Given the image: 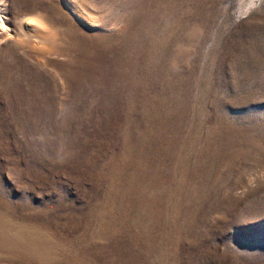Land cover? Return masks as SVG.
Here are the masks:
<instances>
[{
    "label": "rangeland",
    "instance_id": "374dc122",
    "mask_svg": "<svg viewBox=\"0 0 264 264\" xmlns=\"http://www.w3.org/2000/svg\"><path fill=\"white\" fill-rule=\"evenodd\" d=\"M0 9V264H264V0Z\"/></svg>",
    "mask_w": 264,
    "mask_h": 264
},
{
    "label": "snow or ice",
    "instance_id": "6c2138e0",
    "mask_svg": "<svg viewBox=\"0 0 264 264\" xmlns=\"http://www.w3.org/2000/svg\"><path fill=\"white\" fill-rule=\"evenodd\" d=\"M4 0H0V4H3ZM37 21L34 19H30L28 23L35 24ZM0 30L4 32H9L10 28L8 23L5 21V18L3 16H0Z\"/></svg>",
    "mask_w": 264,
    "mask_h": 264
},
{
    "label": "bare ground",
    "instance_id": "6f19581e",
    "mask_svg": "<svg viewBox=\"0 0 264 264\" xmlns=\"http://www.w3.org/2000/svg\"><path fill=\"white\" fill-rule=\"evenodd\" d=\"M2 8V7H1ZM5 10V9H4ZM1 12H3L2 11V9H0V16H2V14H1ZM5 17V16H4ZM1 32V31H0ZM3 32V31H2ZM1 36H3V35H1Z\"/></svg>",
    "mask_w": 264,
    "mask_h": 264
}]
</instances>
